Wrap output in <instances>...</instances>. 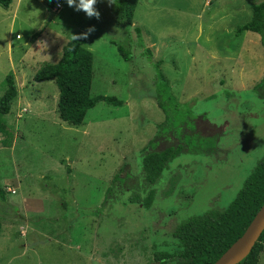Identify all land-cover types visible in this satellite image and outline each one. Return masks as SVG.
<instances>
[{
	"label": "rangeland",
	"instance_id": "rangeland-1",
	"mask_svg": "<svg viewBox=\"0 0 264 264\" xmlns=\"http://www.w3.org/2000/svg\"><path fill=\"white\" fill-rule=\"evenodd\" d=\"M263 1L139 0L132 26L123 28L114 25L109 0H97L99 20L66 0L0 7V97L7 75L17 87L10 113L0 115L8 131L0 145V264H160L156 254L177 249L176 226L226 209L264 156V98L252 91L264 73L260 38L235 36L251 5ZM90 27L96 30L80 39L93 54L90 94L123 104L99 102L73 127L58 118L54 81L33 77ZM134 27L152 59L135 45ZM110 40L130 47L133 60L123 61ZM154 62L176 100L222 135L214 152L172 160L147 210L129 199L148 192L141 150L164 120L151 96Z\"/></svg>",
	"mask_w": 264,
	"mask_h": 264
},
{
	"label": "trees",
	"instance_id": "trees-1",
	"mask_svg": "<svg viewBox=\"0 0 264 264\" xmlns=\"http://www.w3.org/2000/svg\"><path fill=\"white\" fill-rule=\"evenodd\" d=\"M13 0H0V7L7 9ZM47 3V2H46ZM139 0H115L112 3L113 23L117 28L132 26L134 12ZM55 4V3H54ZM49 7L53 3H47ZM99 9V4H96ZM251 17L236 27L235 36L244 32L257 34L264 60V1L250 7ZM135 45L142 54L152 59L148 48H143L139 40L141 29L134 27ZM78 36V35H75ZM110 44L116 47L118 55L125 62L133 60L130 47L115 40ZM157 80L154 81V100L164 114V120L158 124L156 133L141 150V169L148 192L141 200L135 195L129 202H142L150 209L154 198L153 188L169 163L181 154H204L214 152V146L222 135L221 127H216L205 115H194L188 104L179 103L171 87L158 71L160 62H154ZM93 78V54L82 40L70 39L61 49L60 59L54 64H44L34 75L35 82L53 80L58 89L57 115L60 121L73 127L83 125L87 112L99 102L120 107L122 101L113 96H91ZM6 89L0 97V115H8L12 101L17 96V87L13 75L5 78ZM253 93L264 98V73L261 80L252 88ZM8 135L6 125L0 120V145H5ZM0 198L5 199L0 188ZM264 204V156L244 181L241 189L229 206L222 210H209L203 215L193 216L181 222L173 230L172 236L177 249L173 254L160 252L155 260L160 264L175 261V264H213L246 230L256 213ZM1 232V225H0ZM264 249V231L249 255L238 264H258Z\"/></svg>",
	"mask_w": 264,
	"mask_h": 264
},
{
	"label": "water",
	"instance_id": "water-1",
	"mask_svg": "<svg viewBox=\"0 0 264 264\" xmlns=\"http://www.w3.org/2000/svg\"><path fill=\"white\" fill-rule=\"evenodd\" d=\"M264 231V204L244 233L213 263L238 264L245 259Z\"/></svg>",
	"mask_w": 264,
	"mask_h": 264
},
{
	"label": "clouds",
	"instance_id": "clouds-1",
	"mask_svg": "<svg viewBox=\"0 0 264 264\" xmlns=\"http://www.w3.org/2000/svg\"><path fill=\"white\" fill-rule=\"evenodd\" d=\"M66 3L68 4L69 7H73L75 9V11L84 12L88 18L95 17L97 20L100 19L101 14L95 7L97 4V0H79L78 3H77V0H66ZM109 3L110 4L115 3V0H109ZM55 4H54V7H55ZM58 4H60V3H58ZM52 9H53V11H59L61 8L59 10H54V8H52ZM95 30H96L95 27H90L84 33L80 34L79 36H74V38L77 40H80V39L86 40L91 35V33H93Z\"/></svg>",
	"mask_w": 264,
	"mask_h": 264
},
{
	"label": "built area",
	"instance_id": "built-area-1",
	"mask_svg": "<svg viewBox=\"0 0 264 264\" xmlns=\"http://www.w3.org/2000/svg\"><path fill=\"white\" fill-rule=\"evenodd\" d=\"M61 8V5L56 3L55 4V7H54V10H59ZM8 191L14 193V191H11L10 189H8ZM20 233L22 236H25V229H20Z\"/></svg>",
	"mask_w": 264,
	"mask_h": 264
},
{
	"label": "crops",
	"instance_id": "crops-1",
	"mask_svg": "<svg viewBox=\"0 0 264 264\" xmlns=\"http://www.w3.org/2000/svg\"><path fill=\"white\" fill-rule=\"evenodd\" d=\"M22 3V0H17V3L15 4V10L20 6ZM59 3V2H58ZM11 6V5H10ZM89 50V49H88ZM92 110V109H91Z\"/></svg>",
	"mask_w": 264,
	"mask_h": 264
}]
</instances>
